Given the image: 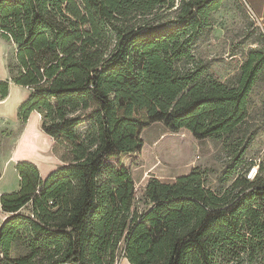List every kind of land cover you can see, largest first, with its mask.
<instances>
[{"label": "trees", "instance_id": "16d2710c", "mask_svg": "<svg viewBox=\"0 0 264 264\" xmlns=\"http://www.w3.org/2000/svg\"><path fill=\"white\" fill-rule=\"evenodd\" d=\"M175 1L0 0L11 81L31 91L19 122L36 111L61 162L45 178L15 165L18 190L0 197V264H264V183L243 175L250 186L231 196L195 167L137 189L121 161L154 123L196 140L230 135L263 70L252 51L220 79L196 52L220 0Z\"/></svg>", "mask_w": 264, "mask_h": 264}, {"label": "rangeland", "instance_id": "374dc122", "mask_svg": "<svg viewBox=\"0 0 264 264\" xmlns=\"http://www.w3.org/2000/svg\"><path fill=\"white\" fill-rule=\"evenodd\" d=\"M177 2L178 0L175 4ZM262 32V24L247 14L242 0H220V7L209 14L208 25L196 44V52L209 61L216 75L224 80L239 71L250 52L256 51L264 56ZM0 39L4 43L6 64L16 70L15 46L1 36ZM160 128H163L162 125L154 123L142 131L143 148L140 154L121 157L122 163L131 170L132 177L134 173V178H137V189H141L149 179L146 178L145 182L138 184L148 169L165 182L187 167H201L209 170L207 177L212 188L226 189L234 196L244 187L250 186L243 178L246 160L264 149V67L248 95L245 121L230 135L219 140L209 139L211 147L206 152L202 147H196V139L185 130L165 133ZM15 134L16 132L6 127L0 128V160L9 158V149ZM155 139L158 141L152 146ZM200 144L204 145L205 141ZM244 145L245 151L237 159L234 151L238 152ZM25 154L30 153L26 150ZM59 154L60 149L56 154L57 158ZM196 154L200 155V159L195 160ZM46 156H32L42 172L50 162ZM155 166L158 167L153 169ZM227 171L231 173L225 179L224 174ZM10 256L14 257L15 254L11 252ZM123 260L125 259H120L117 264H128Z\"/></svg>", "mask_w": 264, "mask_h": 264}, {"label": "crops", "instance_id": "0c3cea01", "mask_svg": "<svg viewBox=\"0 0 264 264\" xmlns=\"http://www.w3.org/2000/svg\"><path fill=\"white\" fill-rule=\"evenodd\" d=\"M242 1L244 3L246 11L247 9H249L250 13L255 18V20L259 21L262 24V36L264 40V0ZM1 83H6L7 87L6 95L1 96V93L5 90V88L2 85L0 86V128L6 127L11 131L16 132V134L12 137L13 141L9 149V158L4 161L0 160V197L2 195L14 193L18 190L19 176L15 169V165L17 163L32 162V164H36L37 166H35L39 168L38 170L42 178H45L49 173L54 171L59 164H61L57 156L53 153V140L41 130L40 116L38 115V113L36 111L31 112L26 122L22 126L19 122V108L23 103L27 101L31 94V91L27 87L17 85L11 81L9 71L7 69V64L4 59V43L0 39V84ZM158 124L162 125L164 129H160H162L163 131L165 130V133L169 131L163 126V124ZM185 131L188 134L190 133L187 130ZM157 141V139L153 140L152 146L155 145ZM201 141H205V144L201 145ZM195 142L196 147H202L203 150L205 149V152L211 147L209 139L195 140ZM26 150L29 151V155L25 154ZM42 154H46V158H48L47 160L50 161L48 165H46V170L43 172L35 161V158L32 157L41 156ZM157 167L158 166H155L153 169H156ZM190 171L191 169L187 167L181 173L174 175L168 180H165V183H172L176 178L187 175ZM146 173L147 174H145V177L141 179L138 184L145 182L146 178H150L151 176L160 180V178L158 177V175H156L154 171L148 169ZM134 177L135 176L133 173L132 178L135 185L137 186V178ZM6 216L7 215L3 213L0 204V225L4 221Z\"/></svg>", "mask_w": 264, "mask_h": 264}, {"label": "built area", "instance_id": "2783aa9c", "mask_svg": "<svg viewBox=\"0 0 264 264\" xmlns=\"http://www.w3.org/2000/svg\"><path fill=\"white\" fill-rule=\"evenodd\" d=\"M247 14L255 20L249 9H247ZM257 22L260 24L259 21ZM198 159H200V155L196 154L195 160ZM244 177L249 182L259 181L264 183V149H261L254 157H250L246 160V170L244 172ZM135 188H137L136 185Z\"/></svg>", "mask_w": 264, "mask_h": 264}]
</instances>
